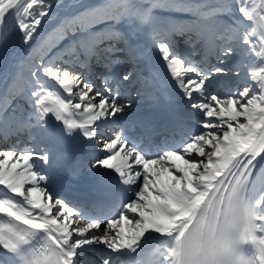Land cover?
I'll list each match as a JSON object with an SVG mask.
<instances>
[{
    "label": "snow or ice",
    "instance_id": "1",
    "mask_svg": "<svg viewBox=\"0 0 264 264\" xmlns=\"http://www.w3.org/2000/svg\"><path fill=\"white\" fill-rule=\"evenodd\" d=\"M0 143V264H264V0H0Z\"/></svg>",
    "mask_w": 264,
    "mask_h": 264
}]
</instances>
